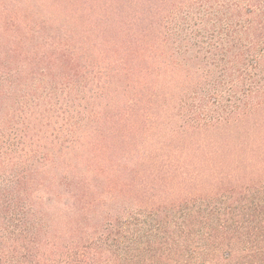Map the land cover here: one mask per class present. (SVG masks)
<instances>
[{"label": "trees", "instance_id": "16d2710c", "mask_svg": "<svg viewBox=\"0 0 264 264\" xmlns=\"http://www.w3.org/2000/svg\"><path fill=\"white\" fill-rule=\"evenodd\" d=\"M10 15L0 264H264V0H0L3 36Z\"/></svg>", "mask_w": 264, "mask_h": 264}, {"label": "rangeland", "instance_id": "374dc122", "mask_svg": "<svg viewBox=\"0 0 264 264\" xmlns=\"http://www.w3.org/2000/svg\"><path fill=\"white\" fill-rule=\"evenodd\" d=\"M12 16V15H10ZM8 16H5V18H7ZM15 17L12 16L11 17V21L9 22L8 19H3V23H7L6 27L8 28L6 34L3 36V34L0 33V42L4 43V44H9L12 45L14 47H16L19 51V53L21 52V44L22 41L24 40L23 38V34H21V31L19 30L17 25V22L14 19ZM10 20V17H9ZM21 41V42H20ZM7 45H5L6 47ZM43 50V49H41ZM23 52H26V49H23ZM24 57V56H23ZM22 55L19 56V59L23 58Z\"/></svg>", "mask_w": 264, "mask_h": 264}]
</instances>
